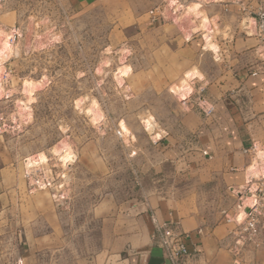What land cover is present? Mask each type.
Segmentation results:
<instances>
[{
    "label": "rangeland",
    "instance_id": "obj_1",
    "mask_svg": "<svg viewBox=\"0 0 264 264\" xmlns=\"http://www.w3.org/2000/svg\"><path fill=\"white\" fill-rule=\"evenodd\" d=\"M202 2L0 0V29L12 45L0 71V153L17 158L30 190H43L58 205L61 253L79 256L46 264H89L117 218L129 221L150 196L184 180L164 161L159 143L184 145L185 115L199 111L192 98L182 99L180 82L199 76L198 64L212 67L211 56L187 48L194 35L208 49L215 43V21L208 33L202 10L197 18ZM157 5L164 17L152 22L148 12ZM39 153L46 159L27 165ZM244 186L230 201L210 198L221 200V218L235 217ZM262 193L255 196L264 209ZM263 236L264 230L257 238ZM249 245L240 247L241 264Z\"/></svg>",
    "mask_w": 264,
    "mask_h": 264
},
{
    "label": "crops",
    "instance_id": "obj_2",
    "mask_svg": "<svg viewBox=\"0 0 264 264\" xmlns=\"http://www.w3.org/2000/svg\"><path fill=\"white\" fill-rule=\"evenodd\" d=\"M256 7L255 0L199 3L197 18L202 10L210 27V21L216 23L217 50L208 49L195 35L187 48L199 58L211 56L212 67L198 64L193 83L205 86V100L214 111L210 116L199 111L185 115L184 145L172 147L161 140L164 161L181 171L173 177L179 174L184 180L174 179L165 194L150 196L129 221L117 218L89 264H168L151 240L152 219L176 225L185 234L188 250L195 251L185 264L233 263V226L225 219L228 215L221 218V200H209H231V190L245 182L250 157L246 149L252 142L264 144V76L249 74L264 47L244 25L255 19ZM18 165L17 158L0 153V264H46L61 256L77 260L75 252L61 253L58 205L43 190H30ZM256 244L242 250L244 264H264V236L256 238Z\"/></svg>",
    "mask_w": 264,
    "mask_h": 264
},
{
    "label": "built area",
    "instance_id": "obj_3",
    "mask_svg": "<svg viewBox=\"0 0 264 264\" xmlns=\"http://www.w3.org/2000/svg\"><path fill=\"white\" fill-rule=\"evenodd\" d=\"M257 1V7L255 10V19L251 22L245 21V29L257 36L260 44L264 47V0H255ZM180 11L172 9V14H177ZM163 9L161 6L157 5L151 8L148 12L149 18L152 22H158L164 17ZM206 30V29H205ZM212 33V30L208 31ZM247 34V33H246ZM203 37V35H202ZM207 40H205L206 42ZM249 74L256 76L261 74L264 76V54L261 55V58L254 63L249 71ZM188 82L185 88V96L183 100L192 98L194 105L199 110L203 116H210L214 111V106L209 104L205 100L204 96V86H198L195 88L192 85H195L191 81ZM184 95V94H183ZM247 154H249L250 159L246 166V178L245 186L242 188V192L238 191L240 195V202L237 206V214L234 218L227 219L228 222L232 221L237 226L238 231H233L232 235L235 237L233 242L232 254H233V263L232 264H241L237 258V255L240 252V247L244 244H256V238L262 230H264V209L263 205H259L256 193L263 192L264 190V144L259 142H252L250 146L246 149ZM29 167V166H28ZM27 167V168H28ZM31 171L26 170V175H29ZM253 184H257L256 188L253 189V201L249 206H244L241 204V195L250 190ZM42 185V184H41ZM246 190V191H245ZM264 194V193H262ZM153 231L151 233L152 242L160 247L163 251V256L167 260L168 264H185L186 261L191 258L195 251L190 252L184 242L185 234L178 230L176 225H171L165 222H158L156 219H152ZM17 264H21L20 261Z\"/></svg>",
    "mask_w": 264,
    "mask_h": 264
},
{
    "label": "bare ground",
    "instance_id": "obj_4",
    "mask_svg": "<svg viewBox=\"0 0 264 264\" xmlns=\"http://www.w3.org/2000/svg\"><path fill=\"white\" fill-rule=\"evenodd\" d=\"M196 4H198V8H199V3H196ZM196 10H198V9H196ZM207 21H208V19H207ZM206 20H205V22H207ZM205 24H207V23H205ZM207 28H206V30H208V31H210L209 29H210V24H208L207 26H206ZM204 36H205V34H204ZM209 40V39H208ZM208 42V41H207ZM207 44V43H206ZM208 47H210V49H215L216 47H215V44H213V43H209V46ZM217 49H215L214 51H216ZM9 52H12V45H11V42L9 41V38H8V35L2 30V29H0V71H1V69H2V63H3V61L5 60V58L7 57V55L9 54ZM121 71L124 73V74H127V70L125 69V67H123V68H121ZM120 71V72H121ZM190 76H192V71H189L188 73H187V78L189 77L190 78ZM187 80H190V79H187ZM1 82V81H0ZM187 83H188V81H186V79H182L181 80V82H180V85L181 86H183V88H182V90H181V92L184 90L185 91V88H186V85H187ZM1 85V84H0ZM26 86V85H25ZM32 86H34V85H32ZM27 87V86H26ZM28 87H29V84H28ZM35 87V86H34ZM30 88V90L32 91V88L31 87H29ZM28 89V88H27ZM26 92V91H25ZM28 92V94H26L27 96H26V99H27V101H30V100H32V98H33V96H32V92L30 93V91L28 90L27 91ZM175 92L176 93H179V90L177 89V91L175 90ZM22 104H26V102H23ZM97 107V106H96ZM93 111V110H92ZM146 121V120H145ZM147 124H149V122L147 121ZM63 145V144H62ZM63 147H64V145H63ZM66 148V147H65ZM58 149L57 148H55V151H57ZM58 153V152H57ZM46 159V157H45V155L43 154V153H39L38 154V156H37V158L36 159H31V158H28V160H27V165H31L32 163H38V162H40V161H44ZM251 193V192H250ZM242 195H243V193H242ZM241 195V196H242ZM253 194L251 193V195H248V193H245L242 197H241V204H243L244 206H246V205H250L251 204V202L253 201ZM251 200V201H250ZM250 201V202H249Z\"/></svg>",
    "mask_w": 264,
    "mask_h": 264
},
{
    "label": "water",
    "instance_id": "obj_5",
    "mask_svg": "<svg viewBox=\"0 0 264 264\" xmlns=\"http://www.w3.org/2000/svg\"><path fill=\"white\" fill-rule=\"evenodd\" d=\"M231 191H234V190H231Z\"/></svg>",
    "mask_w": 264,
    "mask_h": 264
}]
</instances>
